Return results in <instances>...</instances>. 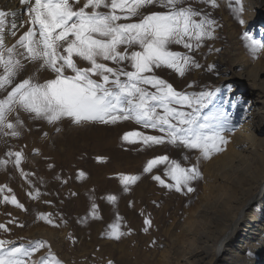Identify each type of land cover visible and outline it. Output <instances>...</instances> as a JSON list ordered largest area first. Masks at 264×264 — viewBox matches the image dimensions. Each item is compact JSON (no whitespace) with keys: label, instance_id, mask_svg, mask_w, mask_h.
<instances>
[{"label":"snow or ice","instance_id":"snow-or-ice-1","mask_svg":"<svg viewBox=\"0 0 264 264\" xmlns=\"http://www.w3.org/2000/svg\"><path fill=\"white\" fill-rule=\"evenodd\" d=\"M226 3L244 25L243 0ZM19 4L27 17L19 24H9L8 17L15 16V12L0 10V93L4 94L0 98V136L20 137L25 126L22 114L49 125L68 120L75 127L131 122L139 129L125 132L121 136L123 143L139 144L140 151L160 146L175 148L181 150L185 162L190 159L188 153L197 155L196 163L189 166L168 155H159L147 160L141 174H118L123 192L131 191L141 175L148 174L169 192H195L193 183L203 179L200 162L226 150L228 133L233 131L231 121L222 113L205 111L213 106L218 89L190 91L197 87L193 82L186 89L177 90L157 73L170 71L182 79L202 67L195 53L207 41L216 40L221 27L206 8H219V0H19ZM151 8L160 10L148 11ZM8 35L14 43L7 42ZM241 39L253 58L264 51V41L255 39L249 31H244ZM173 46L184 51L173 50ZM212 51L219 53L221 49L209 47ZM78 61L86 66H80ZM29 65L33 66L32 74L18 80ZM214 67L209 65L208 70ZM44 72L51 73L52 78L41 82L40 74ZM34 154H39L38 150ZM5 155L6 159L0 158V168L12 164L31 184L28 178L34 174L21 167L23 151L9 150ZM160 166L167 180L153 172ZM76 178L85 179L86 173L79 171ZM6 188L0 186V193ZM28 195L36 200L41 193L36 189ZM91 199L89 214L81 223L88 218L101 219L99 207ZM106 200L115 205L118 197L109 194ZM0 203L27 211L15 195H3ZM37 219L60 226L51 213H39ZM120 219L117 215V221ZM14 222V218L8 221ZM61 222L67 223L63 218ZM144 225L147 233L151 219L146 217ZM110 229L109 239L118 241L128 234L120 230L119 222L110 225ZM0 231L8 233L11 229L0 223ZM29 244L13 246L12 241L0 239V264H62L47 241ZM45 248L47 253L34 259Z\"/></svg>","mask_w":264,"mask_h":264},{"label":"rangeland","instance_id":"rangeland-1","mask_svg":"<svg viewBox=\"0 0 264 264\" xmlns=\"http://www.w3.org/2000/svg\"><path fill=\"white\" fill-rule=\"evenodd\" d=\"M10 2L21 9L17 19L8 17L9 24L13 21L19 24L27 19L19 0ZM219 2L220 7L217 9L206 8L221 27L217 29V39L207 41L205 46L195 53L202 67L193 69L182 79L170 71H159L157 74L172 83L177 90L186 89L187 85L193 82L197 87L188 89L190 91H199L204 87L218 89L213 106L205 111L224 115L231 105L235 111L240 108L239 99H243L244 106L249 99L239 96L236 92L233 94L235 88L239 89L240 85L247 87L245 82L238 79L239 71L251 69V79L254 81L255 73L258 75V71L264 68L254 67L255 62L241 39L243 32L249 31L258 40L259 28L251 31L245 24L241 25L229 10L226 0ZM243 4L245 11L241 18L245 21L247 11H252V2L243 0ZM0 10L9 12L3 0H0ZM158 10L160 9H148ZM258 13L264 15L263 12ZM7 42L14 43V38L8 35ZM209 47L220 48L221 51L209 52ZM173 50L184 51L180 46H173ZM78 63L82 67L86 66L83 62ZM209 65L215 66L213 70H208ZM32 72L33 66L29 65L27 71L17 79L26 78ZM224 75L231 79L221 82ZM48 78H52L51 73L40 74L41 82ZM258 78L264 76L259 75ZM230 89L233 90L232 98ZM3 95L0 93V98ZM21 119L24 120L25 126L21 129L20 137L0 136V158L6 159L5 154L9 150H22L25 159L21 167L26 173L34 175L29 176V184L12 164L0 168V186L6 185L12 190L8 192L6 188L4 193H0V198L3 195H15L27 209L22 211L10 204L0 203V223L11 229L8 233L0 231V239L12 241L13 246L24 244L25 247L30 246V241H47L62 264H108L109 261L113 264H184L194 259L192 255L199 241L189 233V227L200 219L198 214L203 205V193L207 181H210L213 175L206 167L210 160L200 162L203 179L193 183L196 189L193 193L182 195L175 191L169 192L153 181L151 174L141 175L140 181L131 186V191L125 193L119 183L118 174H141L147 160L159 155H168L179 160L184 166H189L196 163L197 153H188L190 159L185 162L181 159V150L171 147L160 146L140 151L139 144L132 145L121 141L125 132L139 129L138 125L131 122L75 127L68 120L49 125L42 120H31L26 114H22ZM57 127L60 128L59 132L56 131ZM232 132L228 133L229 140ZM34 150H38L39 154H34ZM98 157L103 159L98 160ZM49 165L53 167L49 168ZM79 171L86 173L85 179L76 178ZM153 172L168 179L164 176L163 166ZM65 180L67 183L62 182ZM36 189L41 196L33 200L28 193ZM73 192L77 195H71ZM109 194L118 197L115 205L106 200ZM91 198L95 199L99 207L98 214L101 219L88 218L86 222L81 223V219L89 214ZM39 213H51L60 226L54 227L37 219ZM117 215L122 219L117 221ZM146 217L152 221L147 233L143 231ZM13 218L15 222L9 224L8 221ZM61 218L67 223L61 222ZM116 222H119L121 231L128 233L118 241L107 237L111 230L110 225ZM46 253L47 249H42L34 255V259Z\"/></svg>","mask_w":264,"mask_h":264},{"label":"bare ground","instance_id":"bare-ground-1","mask_svg":"<svg viewBox=\"0 0 264 264\" xmlns=\"http://www.w3.org/2000/svg\"><path fill=\"white\" fill-rule=\"evenodd\" d=\"M3 1L17 19L21 7ZM250 2L245 25L251 31L258 27V40L264 41V15L258 13H264V0ZM251 59L254 67L264 68V52ZM258 72L254 81L251 69L237 74L248 88L240 85L233 94L249 99L246 106L239 99L240 108L235 111L231 105L224 114L231 121L232 137L226 150L206 165L213 175L203 193L200 219L189 227L199 244L194 259L184 264H264V78H258L264 70ZM230 79L224 75L221 82Z\"/></svg>","mask_w":264,"mask_h":264}]
</instances>
